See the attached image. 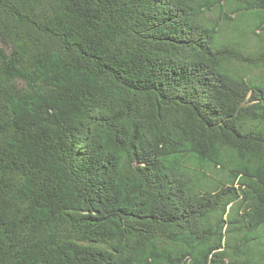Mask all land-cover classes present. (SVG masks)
Returning a JSON list of instances; mask_svg holds the SVG:
<instances>
[{
  "label": "trees",
  "instance_id": "obj_1",
  "mask_svg": "<svg viewBox=\"0 0 264 264\" xmlns=\"http://www.w3.org/2000/svg\"><path fill=\"white\" fill-rule=\"evenodd\" d=\"M0 264H264V0H0Z\"/></svg>",
  "mask_w": 264,
  "mask_h": 264
},
{
  "label": "rangeland",
  "instance_id": "obj_2",
  "mask_svg": "<svg viewBox=\"0 0 264 264\" xmlns=\"http://www.w3.org/2000/svg\"><path fill=\"white\" fill-rule=\"evenodd\" d=\"M254 74H259V72L253 71L252 74H250V75H254Z\"/></svg>",
  "mask_w": 264,
  "mask_h": 264
}]
</instances>
